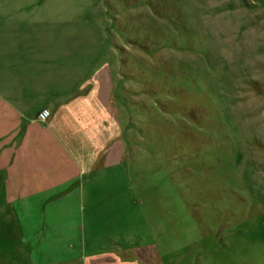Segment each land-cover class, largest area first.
I'll list each match as a JSON object with an SVG mask.
<instances>
[{
  "label": "rangeland",
  "instance_id": "rangeland-1",
  "mask_svg": "<svg viewBox=\"0 0 264 264\" xmlns=\"http://www.w3.org/2000/svg\"><path fill=\"white\" fill-rule=\"evenodd\" d=\"M16 78L43 85L45 129L68 102L86 125L70 198L102 219L66 226L86 253L264 264V0H0V81ZM5 211L0 264H21Z\"/></svg>",
  "mask_w": 264,
  "mask_h": 264
},
{
  "label": "crops",
  "instance_id": "crops-1",
  "mask_svg": "<svg viewBox=\"0 0 264 264\" xmlns=\"http://www.w3.org/2000/svg\"><path fill=\"white\" fill-rule=\"evenodd\" d=\"M43 90V85L17 78L0 81V196L23 240L21 264H135L137 252L132 249L124 251L113 243L102 251L93 244L86 253L87 244L67 231L69 218L77 225L71 230L73 235H78L76 229L84 234L91 218L102 219L86 216L79 209L80 200L70 198L78 186V174L88 169L85 159L78 161L74 154L84 153L80 148L89 137L86 125L83 129L69 125V115L72 118L75 113L69 102L57 105L56 112L65 113L62 127L44 128L39 119L47 109ZM67 200L69 206L77 202L76 209L63 208L61 203L65 205Z\"/></svg>",
  "mask_w": 264,
  "mask_h": 264
},
{
  "label": "built area",
  "instance_id": "built-area-1",
  "mask_svg": "<svg viewBox=\"0 0 264 264\" xmlns=\"http://www.w3.org/2000/svg\"><path fill=\"white\" fill-rule=\"evenodd\" d=\"M46 115H47V112L44 111V112L41 114V118L44 119Z\"/></svg>",
  "mask_w": 264,
  "mask_h": 264
}]
</instances>
